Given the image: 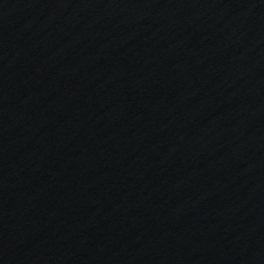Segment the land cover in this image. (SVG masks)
I'll return each mask as SVG.
<instances>
[{
    "label": "water",
    "instance_id": "1",
    "mask_svg": "<svg viewBox=\"0 0 264 264\" xmlns=\"http://www.w3.org/2000/svg\"><path fill=\"white\" fill-rule=\"evenodd\" d=\"M0 264H264V0H0Z\"/></svg>",
    "mask_w": 264,
    "mask_h": 264
}]
</instances>
